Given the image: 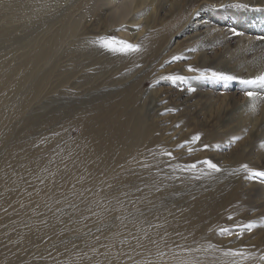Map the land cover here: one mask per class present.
<instances>
[{
	"label": "rangeland",
	"instance_id": "obj_1",
	"mask_svg": "<svg viewBox=\"0 0 264 264\" xmlns=\"http://www.w3.org/2000/svg\"><path fill=\"white\" fill-rule=\"evenodd\" d=\"M262 73L264 0H0V264H264Z\"/></svg>",
	"mask_w": 264,
	"mask_h": 264
},
{
	"label": "snow or ice",
	"instance_id": "obj_2",
	"mask_svg": "<svg viewBox=\"0 0 264 264\" xmlns=\"http://www.w3.org/2000/svg\"><path fill=\"white\" fill-rule=\"evenodd\" d=\"M221 7H224V5H221ZM198 14V13H197ZM101 46L104 47L105 49L112 51V52H120V53H130V52H136L139 50V46L138 45H134L131 43H128L126 41H117L114 37L112 38H104L101 41ZM212 78L215 79H220V80H233L236 79V77L231 76V75H226L224 73H218V72H213L212 73ZM242 83L244 84H264V73L260 74L259 76L255 77L254 79H248V80H243ZM246 95L249 98H252L256 95V93L254 91H247ZM199 137H196V139H198ZM234 139H239V137H235ZM205 147H207V145H205ZM170 155V153L168 154ZM205 163L208 165L209 168L215 170V171H220V169L216 166V164L210 162V161H205ZM256 175L258 176H262L264 177V172H259L256 173ZM255 225L249 223L247 225H245L244 227L251 231V229L254 227ZM222 232H226L227 229H222ZM242 253L239 252H235V251H229L226 252L225 255H241Z\"/></svg>",
	"mask_w": 264,
	"mask_h": 264
},
{
	"label": "bare ground",
	"instance_id": "obj_3",
	"mask_svg": "<svg viewBox=\"0 0 264 264\" xmlns=\"http://www.w3.org/2000/svg\"><path fill=\"white\" fill-rule=\"evenodd\" d=\"M68 26V25H67ZM37 53V52H36ZM41 54H43V53H41ZM38 58V57H37ZM39 59V58H38Z\"/></svg>",
	"mask_w": 264,
	"mask_h": 264
}]
</instances>
